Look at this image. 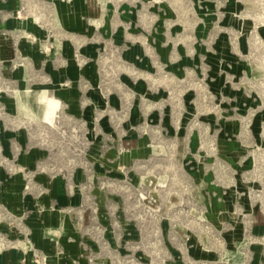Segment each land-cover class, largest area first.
Instances as JSON below:
<instances>
[{"label": "rangeland", "instance_id": "rangeland-1", "mask_svg": "<svg viewBox=\"0 0 264 264\" xmlns=\"http://www.w3.org/2000/svg\"><path fill=\"white\" fill-rule=\"evenodd\" d=\"M10 21L0 264H264V0H22Z\"/></svg>", "mask_w": 264, "mask_h": 264}, {"label": "crops", "instance_id": "crops-1", "mask_svg": "<svg viewBox=\"0 0 264 264\" xmlns=\"http://www.w3.org/2000/svg\"><path fill=\"white\" fill-rule=\"evenodd\" d=\"M21 2L22 0H0V29L3 24H5L6 27L8 26V23L11 22V13L13 12L15 5H19ZM0 36H3L1 32ZM5 38H7V35Z\"/></svg>", "mask_w": 264, "mask_h": 264}]
</instances>
